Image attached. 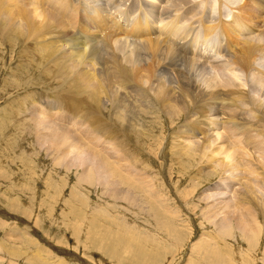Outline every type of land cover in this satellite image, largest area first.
<instances>
[{
    "label": "bare ground",
    "instance_id": "obj_1",
    "mask_svg": "<svg viewBox=\"0 0 264 264\" xmlns=\"http://www.w3.org/2000/svg\"><path fill=\"white\" fill-rule=\"evenodd\" d=\"M64 1L0 0L1 35L6 37L1 38L3 43L18 32L24 46H30V49L26 47L32 53L30 65L35 69L44 65L48 84L56 87L55 92L42 96L48 99L49 111L67 112L65 117L75 121L74 125L91 129L99 144L113 142L121 147L132 144L130 132L142 136L148 113L158 119L166 117L170 122L174 121L165 137L166 141L171 138L173 150L194 160L199 173L207 167L211 169L210 165H218L222 176L229 175L231 180L238 182L236 194L240 204L250 205L244 212L245 220L228 213L220 214V211L213 217L208 208H202V217L215 228L217 237L223 233L227 236L235 230L250 242L258 231L257 225L264 233V223L257 222L258 217L264 219V173H260L264 170V149L260 147V140L257 141V137L264 140V26L259 24L264 19V0H166L162 11L146 0H69L68 5ZM198 4L204 7L199 14L201 18L183 24L178 12L184 10L186 14L191 10L190 5ZM207 5H210L208 9ZM199 23L201 30L196 26ZM26 104L29 105L25 106L26 110L40 112L32 108L34 104L28 98ZM154 110L158 116L152 114ZM227 111H237V114L229 115ZM57 114H52V119ZM33 122L37 123L33 125ZM51 123L53 126L45 123L38 114L30 117L25 125L37 135L50 131L51 134L44 137L61 147L68 141L67 134L57 130V126L64 129L66 125L58 121ZM218 129L224 131L225 138L228 134L227 140L223 133L214 136ZM80 137V143L75 142L77 146L75 143L68 146L91 153L87 156L91 162L82 161L89 164L79 179L84 181L95 174L99 185L110 197L120 198L119 201L127 202L129 206L142 207L136 203L133 193L121 187L119 179L122 178L140 192L145 188L151 201L172 214L173 207H169L160 194L157 193L156 198L154 187L144 181L137 168L129 166L128 169L123 165L127 169L123 172V166L103 148L99 149L97 143L94 142L98 151L90 146L92 143L89 144L85 136L80 134ZM222 139L226 141L218 146L217 142ZM163 148L166 143L157 153L151 150L160 163L165 155ZM75 151L74 148L72 152ZM92 153L95 154L92 156ZM77 159L71 160L70 165L79 169L83 163L78 164ZM131 166L136 165L132 163ZM251 176L253 180L248 182ZM211 198L207 195L205 202ZM236 203L238 205L239 201ZM220 215L224 217L220 219ZM95 220L92 216L86 222L98 226L99 222ZM128 234L127 229L120 236L129 237ZM154 237L157 240L158 236ZM156 240L147 246L149 251L155 250ZM213 240L217 238L205 239L211 241L209 245ZM26 242H30L29 239ZM229 255L222 264H256L254 259L252 262L240 261L238 254L235 258ZM80 260L83 264H92L84 258ZM196 261L201 264L204 259Z\"/></svg>",
    "mask_w": 264,
    "mask_h": 264
},
{
    "label": "rangeland",
    "instance_id": "obj_2",
    "mask_svg": "<svg viewBox=\"0 0 264 264\" xmlns=\"http://www.w3.org/2000/svg\"><path fill=\"white\" fill-rule=\"evenodd\" d=\"M146 1L159 8L160 11L165 9L163 7L166 0ZM64 2L69 4V0ZM198 5L194 7L190 5L191 10L186 14L184 10L178 12L183 19V24L187 25L189 21L193 22L201 18L199 14L204 7H201L202 4ZM209 6L207 5V9ZM259 24L264 26V19H261ZM196 26L198 30L202 29L201 23ZM1 30L0 26V264H46L47 261V264H83L80 258L92 264H192V262L198 264L196 259L199 261L204 259L201 264H222L229 252L232 253L229 255L231 257L238 254L240 261L256 260L254 261L256 264H264V233L262 228V232L258 229L259 225H257L258 231L254 233L255 235L251 234L254 238L253 240L250 238V242L252 241L250 243L246 242L242 234L235 230L227 236L224 233L219 234V236L224 235L222 238L217 237L218 233L215 228L202 217V208H208L209 214L213 217L216 216V211L218 213L220 211V214L228 213L236 219L245 220L247 217L244 212H247L250 205L240 204L239 196L237 198L238 194H236L239 190L238 182L231 180L229 175L222 176L218 165L217 167L210 165L211 169L207 167L204 172L199 173L198 165L194 160L186 159L173 150L170 146L171 138L166 141L165 137L174 121L170 122L166 117L158 119L148 113L144 119L146 122L141 132V134L144 132L142 136L138 137L133 132L128 134L131 137V145L121 147L113 142L99 144L92 130L74 125L75 121L65 117L67 112L57 114L58 111H49L46 105L48 99H43L42 96L46 95L45 93L55 92L56 87L48 84V76L44 74L46 73L44 65L38 69L30 65L33 60L29 50L30 46H24L23 39L18 32L12 34L13 37L10 35L11 42L7 40L5 44L2 39L6 37L1 35ZM5 35L9 36L6 32ZM17 39L19 40L16 41ZM22 48L25 50H21ZM44 76L45 79H42ZM27 98L31 104H34L32 108L40 112L26 110L25 106H29L26 104ZM156 112L154 110L152 114L158 116ZM236 112L227 111L229 115L237 114ZM38 114L45 123L52 126L51 121L64 122L66 128L59 129L56 126L59 131L64 130L69 143L67 141L65 146L61 147L57 143H52L44 137L51 134L48 130L41 135L35 134L36 132L32 133L25 123L30 117ZM52 114H57L54 119L51 117ZM34 123L37 122H33V125ZM214 133V136H217L218 133L224 134V131L218 129ZM80 134L87 138L89 144L90 142L93 144V146L90 144L91 147L94 148L97 143L98 148H103V151L108 152L106 154L111 155L121 166L137 168L144 181L147 180L154 187L156 198L160 194L169 207H173L172 214L160 204L151 201L144 192L145 188L140 192L122 178L119 179L120 185L122 183L121 187L133 193L136 203L142 207L129 206L127 202L119 201L120 198L110 197L99 185L100 181H97L95 174L94 176L91 174L90 178L84 181L79 179L83 169L85 170L89 164L83 162L86 159L91 162L87 157L91 155L90 152L87 153L84 149H80L83 151L81 153L76 148L80 143L78 140L81 138ZM222 136L225 138V134ZM226 137L227 140L228 134ZM257 139V141L260 140V147L264 149V140L260 137ZM226 140L218 141V146ZM139 142L141 144H138ZM70 143L71 145L76 144L75 152H72L73 147V149L68 147ZM165 143L166 148H163L165 155L161 161L163 163H160L152 156L154 153L151 150L157 153ZM239 146L241 147V144ZM98 148L95 147L97 151ZM77 151L80 152L79 156ZM66 152L68 156L64 154ZM93 154L95 153H92V156ZM75 157L78 158H76L78 164L83 161V167L78 169V166H71V160H76ZM131 161L136 166H131ZM67 164H71L69 167L72 169L68 170ZM124 166L122 167L123 172L127 171ZM260 171L264 173V170ZM107 176L110 178V175ZM244 176L246 174L242 178ZM225 177L228 179L224 181ZM249 178L247 181L251 182L253 176ZM245 179L246 177L243 181ZM121 187L119 189L123 190ZM207 195H211L212 198L205 202ZM238 201L240 209L236 207ZM152 213L159 214L160 217ZM92 216L96 222L105 223L104 226L102 223H97L98 226L87 224L86 219ZM220 217L224 216L220 215ZM257 222L262 225L264 219L258 217ZM122 225H126L127 228ZM129 227H132V230ZM127 229L130 231L129 237L120 236V233ZM105 230H108V233L104 232ZM24 233L28 234L23 235ZM155 235L159 239L156 240ZM211 237L217 240H213L212 243H214L209 245L211 241L207 242L205 239ZM28 239L30 242H26ZM153 240H156V243L153 242L155 250L149 251L147 246ZM154 252L157 253L152 255ZM75 255L77 258H74Z\"/></svg>",
    "mask_w": 264,
    "mask_h": 264
}]
</instances>
